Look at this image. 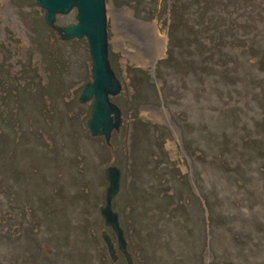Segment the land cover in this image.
Wrapping results in <instances>:
<instances>
[{
	"label": "rangeland",
	"instance_id": "1",
	"mask_svg": "<svg viewBox=\"0 0 264 264\" xmlns=\"http://www.w3.org/2000/svg\"><path fill=\"white\" fill-rule=\"evenodd\" d=\"M172 1L105 0L107 60L120 90L108 97L119 114L104 143L84 125L91 99L76 101L90 81L84 39L58 40L34 0H0V264H125L97 211L107 166L120 170L111 209L132 264L143 262V211L163 220L159 264L174 257L177 264H220L235 253L233 235L254 240L249 257L264 260V178L256 174L264 163V57L258 62L239 47L243 1L217 0L226 7L219 6L223 23L236 26L232 37L224 24L215 26V18L213 25L207 16L204 22L186 20L201 12L205 0H179L180 6ZM258 2L246 5L255 8ZM73 16L71 9L54 21L72 24ZM261 24L245 48L264 51ZM221 39L223 49L217 46ZM224 53L229 79L216 64ZM221 131L234 149L222 151L223 163L250 178L242 188L229 177L219 179L224 173L211 164ZM242 135L257 142L240 144ZM5 140L11 142L7 148ZM182 143L203 159L186 156ZM256 143L261 152L252 156ZM144 192L153 198L146 200ZM177 203L184 204L173 213L177 221L167 220ZM192 217L190 238L185 230ZM102 230L114 248L113 262L99 237Z\"/></svg>",
	"mask_w": 264,
	"mask_h": 264
},
{
	"label": "water",
	"instance_id": "2",
	"mask_svg": "<svg viewBox=\"0 0 264 264\" xmlns=\"http://www.w3.org/2000/svg\"><path fill=\"white\" fill-rule=\"evenodd\" d=\"M34 3L43 10V23L56 34L58 40L84 39L90 62V81L82 84L76 101L82 104L91 99L88 116L84 121L85 128L89 136H101L104 143H107L110 131L117 128L119 114L117 107L108 97L116 96L120 86L107 60L105 0H34ZM71 9L74 10V23L57 25L54 21L55 15H65ZM147 72L152 74L151 70ZM178 147L183 156L179 144ZM119 176L120 170L115 166H107L102 170L106 185L103 189V203L97 211L102 225L113 234L115 248L123 254L125 264H132L126 251L117 213L111 209V200L119 187ZM188 178L190 187L194 189L191 177ZM99 237L107 256L113 262L114 248L108 234L102 230ZM205 254L208 255V252L205 251Z\"/></svg>",
	"mask_w": 264,
	"mask_h": 264
},
{
	"label": "trees",
	"instance_id": "3",
	"mask_svg": "<svg viewBox=\"0 0 264 264\" xmlns=\"http://www.w3.org/2000/svg\"><path fill=\"white\" fill-rule=\"evenodd\" d=\"M209 1H211V0H209ZM209 1L205 0L203 2V4H202L203 8H202L201 12L197 13L195 17L194 16L190 17V16H188L190 14L187 13L188 15L186 14L187 15L186 20L193 21L195 18V20H199V22L200 21L204 22V18H205V16H207L208 22L210 25L214 24L213 23L214 18H215V26H218L219 24L220 25L224 24L226 14L219 8V6L223 7V10L226 9V7L224 5H222L217 0L214 1V4H213L214 6L210 5ZM241 1H243L244 5L238 8V10H239L238 23H239V28L241 29L240 30L241 33L239 36L243 41L242 42L239 41V47L241 49H244V50L245 49L249 50V52L252 53V55H254L256 58L258 57L257 61L259 62V61H262V59L264 57V55L261 54V53H264V51H259L258 48H255L252 45H250L249 48H245V46H246L247 42L249 41L248 39L252 38L254 33L260 29L258 24H261L262 21H264V0H262V2H258L257 5L255 6V8H254V5L253 6L246 5L247 0H241ZM192 2H194V0L193 1L190 0V3H192ZM172 3L173 4L177 3L178 6L181 5L179 3V0H173ZM173 10L177 11L176 7H173ZM185 11H186V8L183 10V12H181V16H180L181 18H182V14ZM181 18H180V21L184 22L185 20H182ZM224 27H225L226 33L232 37L233 34L231 32L233 31L234 28L236 29V26L233 23H230L228 26H226V24H224ZM260 27L264 29V27H262V24ZM216 33H218V32H216ZM223 36H226V35H219V37H223ZM217 41H218V44H217L218 48L223 49L224 47H222V46H223L224 40L221 39V40H217ZM263 46H264V44H263ZM227 58H228L227 54L224 53L219 59H217V62H216V64L221 68V71L224 72L225 79H229L227 74L232 73L231 69H228V67H226V65H225ZM262 63L264 64L263 61H262ZM226 112L232 114L231 109H230V111L226 110ZM232 116H235V114H233ZM233 124H234V121H233ZM226 135L227 134H224V132H222L221 135L219 137H217V142H216V145L218 146L217 155L212 156L210 158L211 164H212V166L218 167L222 171V173H224V175H217V177L219 179L226 180L229 177L226 181H228V180L232 181V183L234 184V187L242 188L246 184L247 179H250V178H248L246 175H244L245 174L244 171H241V170L239 171V167L237 168V166L234 165L233 163L225 166V164L223 163V160L220 156L222 154V151L226 153L229 150H231V151L234 150L233 149V143L229 144L228 135H227V137H226ZM211 136L212 135L209 134V137H211ZM238 140H239L238 142L240 144H243V145H252L254 142H257V141H255V139L250 138L247 135H242L241 137L238 138ZM8 143L11 144V142H9L8 140H5L4 145H6V147L5 146H3V147L7 148L9 146ZM12 145H14V144L12 143ZM229 145H231V147ZM0 147H1V142H0ZM254 147H256V151L251 153L252 156L257 155V152H261L260 146L258 145V143H256L254 145ZM220 148H221V150H219ZM182 149L184 151V154L186 156H188L189 158L195 157L196 160H202L203 159V156L199 157L200 153L198 154V156L190 153L188 151L187 147L184 146V143H182ZM1 150H2V147H1ZM190 164H191V166H190L191 167V173L194 175V166L192 165V160H191ZM256 174L258 175L259 178H264V163L262 166L258 167ZM245 180H246V182H245ZM193 183H194L195 188L197 189L198 195L203 200V205H204L205 209L208 210L209 205L206 202V199L204 198V196L202 195L199 184L196 183V181H194ZM158 194H157V196H159ZM142 195L148 201L151 200V198H153L152 195H149L148 193H145V192ZM164 198L165 197H163L161 200H163ZM154 199L157 201H160L156 197ZM193 199L196 200V197L193 196ZM182 206H184V204L177 203L176 205H173L172 208L170 207L172 212L167 211V215H165L167 220L172 221L174 218L173 213L175 211L179 212V208H182ZM143 212L144 213H141V217L145 221V226H142L144 230H143V232H141V261H143L142 264H159L158 260L160 258H159L158 253L156 252V250L159 249L160 246L163 245L165 242V239L162 238V233L164 232L163 231L164 230L163 225H161L162 227L158 226V222H159V219H161V216H159V214H158V216L155 214H152V213H150V211H143ZM145 218L147 219V221L145 220ZM176 221L177 220L174 219L172 222H176ZM190 223H191V226H189L190 229L187 230V228H186L185 236H187V234H190V238H191L192 237V228H194L193 217L190 220ZM190 223H189V225H190ZM262 236H264V235H262ZM244 239L240 238L238 235H233V237H231V239H230L231 243L234 245L233 250L235 251L236 255L238 256V261L236 259L235 253H232L226 260H224L220 264H264V260H259V262H257L254 259H251L249 257L250 254L248 253V250L255 247V243H254V240H251V239H245L244 240ZM207 247L209 248V250L212 253L210 245ZM241 254L243 255V258L240 256ZM177 263H179V259H178V257H174V259L171 261V264H177ZM208 264H217V263L212 259V261H210Z\"/></svg>",
	"mask_w": 264,
	"mask_h": 264
},
{
	"label": "bare ground",
	"instance_id": "4",
	"mask_svg": "<svg viewBox=\"0 0 264 264\" xmlns=\"http://www.w3.org/2000/svg\"><path fill=\"white\" fill-rule=\"evenodd\" d=\"M116 13H117V12H116ZM115 38H116V36H115ZM121 45H122L123 47H125V46H124L125 44H122V43H121Z\"/></svg>",
	"mask_w": 264,
	"mask_h": 264
}]
</instances>
